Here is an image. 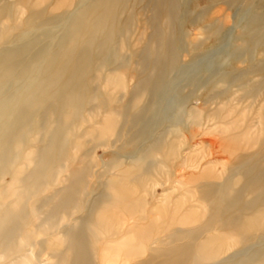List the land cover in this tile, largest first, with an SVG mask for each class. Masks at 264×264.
Listing matches in <instances>:
<instances>
[{"label": "bare ground", "instance_id": "1", "mask_svg": "<svg viewBox=\"0 0 264 264\" xmlns=\"http://www.w3.org/2000/svg\"><path fill=\"white\" fill-rule=\"evenodd\" d=\"M130 1L0 0V264H40L45 255L54 260L47 264H98L99 244L103 261L111 264H128L130 257L137 258L132 264H264V153L253 156L246 152L249 141L241 147L239 161L228 177L222 181L200 182L201 177L191 181V188H197V193L191 190L193 198L210 207L205 221L194 228L173 231L166 238L156 237L146 258L141 256L148 236L163 225L141 223L145 216L139 215L138 210L145 203L135 200L134 192L127 191L133 187L128 189L122 182L135 175L139 186L145 187L149 183L147 178H153L145 159L147 169L141 167L143 171L134 173L137 168L131 166L121 176V182L110 180L88 205L84 216L79 217L78 224L59 230L62 220L85 205L91 175V163L84 162L82 157L76 161L70 149L79 151L87 144L84 139L88 136L104 139L116 129L120 115L123 125L131 118V128L139 122L145 124L149 106L133 111L145 93L150 94L151 100L165 98L167 72L177 64L174 32L178 0H154L153 15L147 22L155 26L153 34L141 53L131 50L133 57L139 58L140 71H127L124 68L129 61L122 60L121 66L126 67L111 69L110 73L120 84L128 72L136 79L129 102L120 108L101 100V111L87 106L89 99H98L96 93L90 92V74L100 69L102 60L116 57L118 52L112 45L115 36L129 40L136 21L132 14H127ZM240 1L222 2L230 7ZM250 5L253 4L249 2ZM23 8L28 11L25 24L31 36L15 39L10 30L16 26L2 25L5 20L15 19ZM253 9L254 5L247 8L246 12L252 14L235 50L238 53L250 45L264 43V11ZM212 14L218 15L213 17L219 23L212 21L210 36H218L228 14L222 6ZM140 35L144 36L143 30ZM110 64L113 63L107 65ZM256 70L261 73L264 65ZM201 110L194 111L195 116ZM236 110H228L222 119L231 117ZM99 114L101 118L95 119ZM89 116L93 124L89 123ZM212 118H221V113H212ZM236 125L231 119L223 129L231 132L229 127ZM242 131L247 136L251 128ZM237 132L232 137L239 136ZM136 135L137 132L131 139H136ZM154 144L157 150L150 154L166 152L167 142L160 140ZM65 168H69V177L62 189L56 190L58 175ZM239 176L241 183L234 180ZM111 189L116 190L115 194L110 193ZM192 211L191 206L187 212ZM126 220L130 224L123 232ZM171 220L172 226L193 222L189 216ZM58 230L61 239L54 243L50 237ZM41 234L47 238L38 240ZM122 238L129 244H120ZM238 244L247 246L218 259ZM122 254L123 260H118Z\"/></svg>", "mask_w": 264, "mask_h": 264}, {"label": "rangeland", "instance_id": "2", "mask_svg": "<svg viewBox=\"0 0 264 264\" xmlns=\"http://www.w3.org/2000/svg\"><path fill=\"white\" fill-rule=\"evenodd\" d=\"M222 1L178 0L177 8L176 5L174 6L177 13L174 32L177 64L174 69L167 72L164 90L167 89L168 92L165 98L155 101L149 99L150 94L145 93L139 106L133 111L136 112L143 106H149L144 116L145 124L139 122L131 128V118L123 125L124 122L120 115L116 129L107 134L104 139L98 140L88 136L84 139L87 144L79 151L70 149V154L76 155V161L82 157L84 162L91 163V175L88 177V190L86 191L88 194L84 195L85 205L83 203L84 206L79 211L62 220L59 230L78 224L79 217L84 216L88 205L99 196L105 184L110 180L115 179L121 182L120 178L128 168L136 167L137 170H134V173L143 171L141 167H145L146 162L149 171H152L153 178L150 181L147 178L149 183H145V187L139 186L135 175H130L129 179L122 181L128 189L130 186L133 187L127 191L134 192V196L137 197L135 200L141 199L145 203L144 207L142 203L138 210L139 215L145 216L141 223L163 225L162 228L155 229L152 235L148 236L147 243L142 250L144 253L141 256V258H146L147 250L153 245L152 241L156 237L166 238L173 231L194 228L208 217L210 207L207 204H200L193 198L191 190L195 189L194 192L197 193V188H191L194 186V182H191L193 179L201 177L200 182L222 181L228 177L239 161L241 147L246 144V141H249L250 147L246 152L252 153L253 156L264 153V71L259 73L256 70L264 65V43L250 45L244 52L235 51L238 44L242 42V31L252 14V11L246 12L247 8L254 5V11L263 12L264 0H241L230 7ZM249 2L253 5L248 6ZM153 3L154 0L130 1L127 14H132L136 21L129 40L124 41V38L115 36L112 45L117 49L119 56L117 53L116 57L110 61L107 58L102 60L103 65L100 69L93 70L90 74L92 78L90 92L91 94L96 93L98 99H89L87 106H95L98 108L97 111H101L99 107L101 100L120 108H124L129 102L136 88V79L129 72L134 74L136 72L134 70L140 69L137 61L139 58L137 57L136 60L131 50H138V53H141L153 34L155 26L148 24L153 15L151 9ZM221 6L228 14V20L224 25L221 23L218 36H210L212 21L219 23L216 19L218 15L212 13L219 10ZM43 7L44 4L40 9ZM27 14V9L23 8L21 14L15 19L4 21L2 26H16L15 30H10V36L15 39L31 36L27 33L28 26L25 24ZM142 30L144 31L143 37L140 35ZM128 42H130L129 47ZM122 60L129 61L127 67L121 66ZM108 63L113 64L107 65ZM114 68H124L129 71L124 77V83L120 84L118 78L111 77V69ZM232 108H236V112L231 117L222 119ZM200 109H202L200 114L195 116L194 111ZM217 111L221 113V118L213 119L212 113ZM85 113L88 115V110ZM100 115L95 119H100ZM231 119H234L237 125L229 127L228 130L231 129L229 132L223 128L224 124ZM88 120L90 124L94 123L91 116ZM246 127L251 128L250 135L247 136L242 133V128ZM136 132V139L132 140L131 137ZM236 132H240L239 136L232 137ZM160 140L167 142L166 152L162 150L150 154L151 151L157 150L154 143ZM98 141L104 145H97ZM85 154L89 156L86 158ZM67 164L65 162V166ZM19 168L23 169L24 164L19 165ZM46 174L51 175L49 172ZM68 174L69 168H65V171L58 175L54 187L56 190L62 189L66 178L69 177ZM211 174L217 178H209ZM5 180L9 181V177L6 176ZM234 180L242 182L240 176L235 177ZM51 191L52 189L46 193H51ZM109 191L112 194L116 192L112 189ZM191 206L193 211L187 212ZM185 216H189L193 222L189 225H171V219L178 221L179 218ZM128 224L130 221L126 220L123 232L128 229ZM59 230L54 231L50 237L54 243L61 239ZM42 238H47V236L41 234L37 239ZM119 241L120 244H129L125 238ZM182 242L178 241V244ZM130 243L133 244L134 241ZM246 246L247 244H238L230 247L218 259L231 256ZM101 248L102 244H99L96 262L111 264L103 261ZM123 256L124 254L118 260H123ZM132 258L130 257L128 264L137 260V258ZM48 259L47 255L43 256L40 264L54 261Z\"/></svg>", "mask_w": 264, "mask_h": 264}]
</instances>
